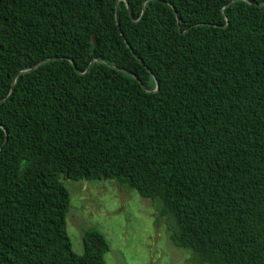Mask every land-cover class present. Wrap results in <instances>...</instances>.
Returning a JSON list of instances; mask_svg holds the SVG:
<instances>
[{
	"label": "trees",
	"instance_id": "1",
	"mask_svg": "<svg viewBox=\"0 0 264 264\" xmlns=\"http://www.w3.org/2000/svg\"><path fill=\"white\" fill-rule=\"evenodd\" d=\"M62 178L156 202L196 264H264V0H0V264H107Z\"/></svg>",
	"mask_w": 264,
	"mask_h": 264
},
{
	"label": "rangeland",
	"instance_id": "2",
	"mask_svg": "<svg viewBox=\"0 0 264 264\" xmlns=\"http://www.w3.org/2000/svg\"><path fill=\"white\" fill-rule=\"evenodd\" d=\"M62 182L71 196L67 230L76 254H84V234L96 228L110 246L107 264H196L192 250L173 243L169 219L159 220L156 202L113 180Z\"/></svg>",
	"mask_w": 264,
	"mask_h": 264
},
{
	"label": "water",
	"instance_id": "3",
	"mask_svg": "<svg viewBox=\"0 0 264 264\" xmlns=\"http://www.w3.org/2000/svg\"><path fill=\"white\" fill-rule=\"evenodd\" d=\"M55 60H58V58H55V59H48V60L42 61V62H40L38 65H36L34 68H32V69H30V70H28V71H24V72H22L21 74L29 73V72H31V71H33V70L39 68V67H40L41 65H43L44 63L49 62V61H55ZM74 66H75V65H74ZM124 72H126L127 74L133 76V74H131L130 72H127V71H124ZM134 77H135V76H134ZM135 78H136V77H135ZM136 79L138 80V78H136ZM155 81H156V83H157V89L159 90L160 85H159V83H158L157 80H155Z\"/></svg>",
	"mask_w": 264,
	"mask_h": 264
}]
</instances>
